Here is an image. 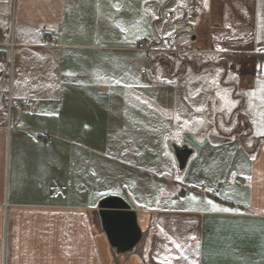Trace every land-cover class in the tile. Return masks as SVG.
Masks as SVG:
<instances>
[{
    "label": "crops",
    "instance_id": "crops-1",
    "mask_svg": "<svg viewBox=\"0 0 264 264\" xmlns=\"http://www.w3.org/2000/svg\"><path fill=\"white\" fill-rule=\"evenodd\" d=\"M207 4L16 0L17 37H11L6 25L0 26V90L10 87L15 100L28 99L31 106L14 107L15 116L0 107V264H161L165 255L170 256L168 264H264V137L254 135L256 114L246 95L264 85V0ZM117 24L130 30L122 33ZM160 36L172 38L167 47L181 52L146 58L135 49L140 40ZM159 55L168 59L185 55L173 64L181 75L160 81L162 66L157 63L155 76L140 75ZM224 90L229 99L239 101L230 111L218 110L224 102L217 93ZM259 96L264 92L258 91ZM137 97L150 99L159 112L127 118L118 113L97 116L89 114V108L77 107L74 116H60L68 102L125 103ZM254 103L260 104L259 98ZM209 104L217 110L213 122L206 119ZM177 110L184 114L174 122ZM201 117L204 124L195 123ZM185 120L193 123L185 125ZM175 124L185 130L212 128L218 134V141L204 147L197 158L208 160L201 166L207 169L204 179L209 184L223 186L209 171L211 158L216 162L221 148L236 151L244 181L212 200L234 211L167 202L145 207L133 201L124 185L129 198L108 195V190L89 192V157H95L88 154L94 147L89 148V134L134 137L152 126L157 132L173 131ZM123 148L121 154L111 155L109 147L100 145L96 155L100 165L112 163L124 171L141 159L142 150L135 143ZM144 158L156 166V150ZM168 161L162 156L158 166ZM117 183L125 182L121 178ZM150 191H144L145 198H150ZM107 197L123 199L135 212L142 235L149 233L141 255L126 259L110 247L98 216V205ZM173 240L185 245L187 259H177L180 250Z\"/></svg>",
    "mask_w": 264,
    "mask_h": 264
},
{
    "label": "rangeland",
    "instance_id": "rangeland-1",
    "mask_svg": "<svg viewBox=\"0 0 264 264\" xmlns=\"http://www.w3.org/2000/svg\"><path fill=\"white\" fill-rule=\"evenodd\" d=\"M15 9L16 0H0V26L6 25L11 33V37H17L18 33V28L14 23ZM184 56L180 55L177 58H175L176 56H173L175 59L163 57V60H161L163 63V65H161L163 74L162 77L159 76L157 79L161 81L164 77L165 79H173L180 76L181 71L177 70V65L175 67L174 65L182 61L181 59H185ZM7 62H9V65L12 67V54H9L7 57ZM168 64L171 71L169 72L170 74L167 73L165 68ZM209 80L212 81L210 78ZM145 101H147V103H144ZM101 103L99 102L95 104L90 100L89 102L83 101L80 103L68 102L65 104V108L62 107L60 109V116H74L76 114L74 108L77 107L89 108V114L95 113L97 116L101 114L103 116H110L118 113L127 118L132 117L134 113H139L141 116H144L143 114L145 113L146 115L151 116L152 114L154 115L159 112V109H157L158 107L151 102L150 99L145 97H142V99L136 100L135 102H133V100H127L125 103H114L103 100ZM176 103L178 104L180 102H175V105ZM180 106L181 105H178L177 107L179 108ZM208 106L206 108V119L213 122L214 112L217 110L213 108V106H210V104ZM12 113L13 116H15V114L18 113V110L13 109ZM177 114L181 115L184 113H181L180 111L178 112L177 110V113L174 115V122H178L175 118ZM147 128L148 129L144 131L136 133L134 136L135 138L129 136L130 138L132 137L134 142H131L132 140L128 136H114V134L102 135L99 134V132L94 135L89 134V148H92V144L94 149L100 150V145H104L107 146V148L109 147L111 155L118 153L121 154L124 149L123 147L129 148L134 143L136 149L139 148L142 150L141 159L136 164L128 165L124 171H120L117 167L113 166L112 163L108 167H102L100 165V161L96 155L100 153L101 150L105 152V147L100 151L93 150V148L90 149L88 152L89 156L95 157H89L91 159L89 161V192H91V190L94 193L98 192V190L99 192L108 190V193H110L108 195L119 193V195L122 194L127 198H129L128 194H130L134 202L145 207L167 202L169 205L198 209L201 205H208L206 203L207 200H215L217 197L221 198V195H224V192L226 191L225 188H238L237 181L241 179L239 173L242 172V165L240 163V158L236 156V151L233 149L221 148L216 154V162L211 158V169L209 168V171H214L216 180L221 181L223 184L222 188H220V184H209L204 179V176L207 174V169L204 171L201 165L203 161L207 160V158H204V156L199 157V159L197 158L198 155L202 153L204 147H208L213 141H218L219 136L218 134H215L212 128L209 130H185L179 124H175L173 131L159 130L157 132L156 129H153V126ZM60 137L62 139L67 138V136ZM74 141L77 142L79 140L75 138ZM119 142L120 144L123 143V146L120 145L119 147ZM181 147H187L192 150L194 156L188 161L185 169L182 172H179L174 152L175 148ZM149 150H156L157 152L156 166L154 164H149L150 162L144 158ZM165 155L168 156L169 159V161L166 162V166H158L161 165L160 161L162 156L165 158ZM213 164L216 167H213ZM233 173H235V175H233ZM124 177L129 179L125 180ZM177 177H179V179H177ZM121 178L122 181L125 182L124 184L117 183L118 179L121 180ZM118 184L119 187L117 186ZM114 185L117 188H113ZM123 185L124 188H127L129 191L127 196L126 192L124 194V188H122ZM202 185L205 188L203 191L200 190ZM146 189L152 190L150 191V198H145L147 194H143ZM208 189L211 190L209 191ZM193 195L198 198L196 201L191 199ZM173 201H175V203H173Z\"/></svg>",
    "mask_w": 264,
    "mask_h": 264
},
{
    "label": "water",
    "instance_id": "water-1",
    "mask_svg": "<svg viewBox=\"0 0 264 264\" xmlns=\"http://www.w3.org/2000/svg\"><path fill=\"white\" fill-rule=\"evenodd\" d=\"M193 151L187 147L175 148L174 156L179 172H182ZM101 228L108 243L117 254L131 253L141 239L137 218L130 206L119 197H107L98 205Z\"/></svg>",
    "mask_w": 264,
    "mask_h": 264
},
{
    "label": "snow or ice",
    "instance_id": "snow-or-ice-1",
    "mask_svg": "<svg viewBox=\"0 0 264 264\" xmlns=\"http://www.w3.org/2000/svg\"><path fill=\"white\" fill-rule=\"evenodd\" d=\"M145 3H147V0H145ZM203 4H204V7H207L208 6L207 0H203ZM114 7L116 8L117 12H119L121 10L120 6L118 4L114 5ZM134 26H138V25H134ZM116 27H119L120 31L122 33H126V32H128L130 30L129 28L123 26L122 24H117ZM262 70H264V69H262ZM115 83L116 84H121L122 81L116 80ZM213 83H216V81L213 80ZM258 91L259 92H264V85H262L261 88ZM258 91H249L248 93H246V95H248L250 97L249 103H248L249 109H252L255 112V114H256V118H254L252 120V123L255 126L254 135H256L258 137H264V96H259L258 97ZM217 95L220 96L221 99L224 102V107L218 109L219 111H225L226 109L230 111L232 107H234L236 104L239 103V101L229 99V93H228L227 90H224V92L222 94L218 92ZM257 98H259V100H260V104H258V105L254 103V100L257 99ZM137 99L139 100L140 98L137 97ZM144 103H147V101H145ZM196 111L197 112H203L204 109L203 108H197ZM175 118L177 120H179L180 119L179 114H177V116ZM192 123H193V121H189V120H185L184 121L185 125H189V124H192ZM195 123L203 125L204 124V120L201 117V118H198L195 121ZM232 139H235V138L233 137ZM249 146H251V145H249ZM251 158L254 160L255 156H252ZM233 175H235V173H233ZM177 179H179V177H177ZM248 179H251V177H248ZM208 190L210 191L211 189H208ZM107 194L108 193H97V195H107ZM114 194H119V193H114ZM191 199L193 201H196L198 198L193 195L191 197ZM173 203H175V201H173ZM206 203L208 205H211L212 210H214V211H222V212L234 211L233 209H229V208H221L218 205H216L212 200H207ZM190 239L195 240L196 237L192 236V237H190ZM172 242L175 244V247L180 250V256H178L177 259H181V258L187 259V256L185 254L186 253L185 245L180 243V242H178V241H175V240H173ZM165 249L168 252H170V249H167V245H165ZM169 260H170V256L169 255H165L164 260L161 261V264H168Z\"/></svg>",
    "mask_w": 264,
    "mask_h": 264
},
{
    "label": "built area",
    "instance_id": "built-area-1",
    "mask_svg": "<svg viewBox=\"0 0 264 264\" xmlns=\"http://www.w3.org/2000/svg\"><path fill=\"white\" fill-rule=\"evenodd\" d=\"M171 17L172 15L170 14L169 18ZM171 41H172V38H169L167 36H160L154 41L142 39L137 43L135 49L143 53L146 58L150 57L154 53H162L165 55L172 54V53H180L181 51L177 52L176 50H173V49L171 50L167 47L171 43ZM159 56L165 57L164 55H159ZM169 72H171L170 69L167 70V73ZM139 73L142 76H155L156 66L154 62L149 61L148 65L142 68L139 71ZM30 106H31V103L28 99L15 100L10 90V87H8L6 90H0V107L6 108L8 116L10 115L14 107H17L19 110H22V109H29ZM238 182L242 183L243 180H239ZM201 189L205 190L203 185L201 186ZM148 236H149V233H144L141 236L139 243L134 247L131 253L118 254V256H122L123 258L127 259L131 254L141 255L144 251L145 243H146Z\"/></svg>",
    "mask_w": 264,
    "mask_h": 264
},
{
    "label": "trees",
    "instance_id": "trees-1",
    "mask_svg": "<svg viewBox=\"0 0 264 264\" xmlns=\"http://www.w3.org/2000/svg\"><path fill=\"white\" fill-rule=\"evenodd\" d=\"M163 57L162 56H157L155 60H153L155 63H157V65L161 66L163 65V63L161 62V60ZM166 70H169V64L165 66Z\"/></svg>",
    "mask_w": 264,
    "mask_h": 264
}]
</instances>
